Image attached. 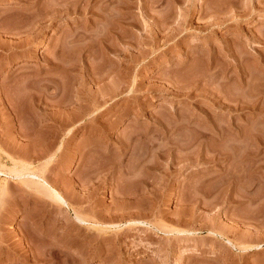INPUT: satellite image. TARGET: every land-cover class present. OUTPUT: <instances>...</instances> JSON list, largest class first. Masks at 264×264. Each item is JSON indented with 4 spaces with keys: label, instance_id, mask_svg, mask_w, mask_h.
I'll use <instances>...</instances> for the list:
<instances>
[{
    "label": "rangeland",
    "instance_id": "374dc122",
    "mask_svg": "<svg viewBox=\"0 0 264 264\" xmlns=\"http://www.w3.org/2000/svg\"><path fill=\"white\" fill-rule=\"evenodd\" d=\"M102 2L0 0V264H264V0Z\"/></svg>",
    "mask_w": 264,
    "mask_h": 264
},
{
    "label": "bare ground",
    "instance_id": "6f19581e",
    "mask_svg": "<svg viewBox=\"0 0 264 264\" xmlns=\"http://www.w3.org/2000/svg\"><path fill=\"white\" fill-rule=\"evenodd\" d=\"M116 1H118V0H103V2L101 3V7H102V9L99 7L98 9H101L102 11L100 12L99 11V14L101 13V15H100V19L103 21V22H105V24L107 25L108 24V29H109V31H108V34L109 35H113L116 31H115V28H116V25H117V22H116V19H117V17H116ZM121 5V4H120ZM103 22H102V24H103ZM101 24V25H102ZM104 24V25H105ZM98 25V24H97ZM105 27H107V26H105ZM105 30V29H104ZM81 33H83V32H81ZM85 33V32H84ZM116 33H118V32H116ZM86 34V33H85ZM84 34V35H85ZM102 34V33H101ZM108 34L106 33V35L108 36ZM31 35V34H30ZM78 35V34H77ZM80 35V34H79ZM82 36H83V34H81ZM103 35V34H102ZM106 35H104L103 37H105V38H102L103 40H105L106 39ZM115 35V34H114ZM27 37L26 38H28V35H26ZM82 36H81V39H82ZM36 37V36H35ZM24 38V37H23ZM79 38L80 37H77V39L76 38H74L75 40H79ZM113 38V37H112ZM115 38V37H114ZM73 39V38H72ZM74 40V41H75ZM109 40V39H108ZM107 39H106V41H108ZM112 40V39H111ZM21 41H22V39H21ZM25 41V40H24ZM23 41V42H24ZM28 42V41H27ZM21 43V42H20ZM101 43V42H100ZM19 44V43H18ZM22 44V43H21ZM28 44V43H27ZM108 45V44H107ZM19 46H20V44H19ZM22 46V45H21ZM108 48V47H107ZM107 54V53H106ZM113 72H114V70H113ZM109 73H107V75H108ZM192 83V82H191ZM201 84V83H200ZM188 85V84H187ZM185 87V86H184ZM257 97H260V95L259 96H257ZM261 98V97H260ZM258 99V98H257ZM255 102V101H254ZM263 105V104H262ZM249 106V105H248ZM252 106V105H251ZM254 106V105H253ZM250 107V106H249ZM231 130V129H230ZM231 132V131H230ZM236 134V133H235ZM232 136V135H231ZM236 137V136H235ZM239 141V140H238ZM238 144V143H237ZM241 146H243V145H241ZM234 147V146H233ZM237 147V146H236ZM240 148V147H239ZM242 149H243V147H242ZM237 150H238V148H237ZM236 149H235V151H237ZM233 151V150H232ZM233 152V153H235V155H237L236 154V152ZM242 152V151H241ZM230 154H232V153H230ZM241 157V156H240ZM232 158V157H231ZM242 158V157H241ZM233 160V159H232ZM232 170V169H231ZM235 170V169H234ZM229 171V170H228ZM20 172V171H19ZM18 172V173H19ZM239 172V171H238ZM17 173V174H18ZM231 173V172H230ZM233 173H234V171H233ZM233 173H231V174H233ZM230 174V176L228 177V179H230L231 180V178L233 177V175H231ZM237 174V173H236ZM245 174V173H244ZM31 175H33V173H31ZM239 176H241L242 177V175L241 174H238ZM238 175H236L237 177H239ZM228 176V175H227ZM20 177H22V175H20ZM23 177H24V174H23ZM33 177H35V176H33ZM231 177V178H230ZM245 177V176H244ZM37 178V177H36ZM227 179V180H228ZM234 179V178H233ZM238 179H240V178H238ZM233 182V181H232ZM231 182V183H232ZM235 182V181H234ZM230 183V182H229ZM232 189V188H231ZM239 191V190H238ZM240 192V191H239ZM243 193V192H242ZM56 195V194H55ZM231 196L232 195H229V198H231ZM234 198V197H233ZM236 198V197H235ZM234 198V199H235ZM62 199V198H61ZM238 199V198H237ZM240 199V198H239ZM63 200V199H62ZM233 200V199H232ZM236 200V199H235ZM234 212V211H233ZM233 216V215H232ZM236 217V216H235ZM258 217V216H257ZM78 218L80 219V217L78 216ZM264 218V217H263ZM81 220V219H80ZM235 220V219H234ZM237 220V219H236ZM235 220V221H236ZM82 221V220H81ZM240 221V220H239ZM264 221V220H263ZM239 223V222H238ZM258 224H260V223H258ZM257 224V225H258ZM264 223L262 222V225H263ZM256 225V224H255ZM261 225V226H262ZM260 226V225H259ZM263 227V226H262ZM261 227V228H262ZM230 232V231H229ZM34 243H37V242H34ZM239 245V244H238ZM239 247V246H238ZM257 247H259V245L257 246ZM37 248V247H36ZM243 250H246V249H249V248H252V246H248V245H243L242 247H241ZM89 256V255H88ZM35 257V256H34ZM36 258V257H35ZM43 259V258H42ZM84 260H85V258H84ZM39 261V260H38Z\"/></svg>",
    "mask_w": 264,
    "mask_h": 264
}]
</instances>
